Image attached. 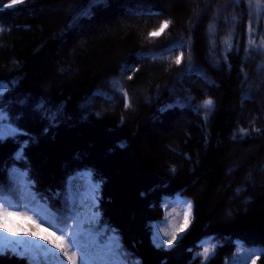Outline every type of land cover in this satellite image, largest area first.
I'll use <instances>...</instances> for the list:
<instances>
[{
    "label": "trees",
    "instance_id": "trees-1",
    "mask_svg": "<svg viewBox=\"0 0 264 264\" xmlns=\"http://www.w3.org/2000/svg\"><path fill=\"white\" fill-rule=\"evenodd\" d=\"M10 2L0 109L19 132L0 129V199L36 215L29 193L61 213L74 197L130 264H264V15L248 0ZM185 201L191 226L157 247Z\"/></svg>",
    "mask_w": 264,
    "mask_h": 264
},
{
    "label": "snow or ice",
    "instance_id": "snow-or-ice-1",
    "mask_svg": "<svg viewBox=\"0 0 264 264\" xmlns=\"http://www.w3.org/2000/svg\"><path fill=\"white\" fill-rule=\"evenodd\" d=\"M23 2L24 0H11L5 6L13 7ZM248 4L250 13H255L258 18L264 15V0H248ZM169 23L164 21L158 30L150 32L149 35L159 37L168 28ZM249 31L250 33L252 31L251 23ZM225 43L231 48L230 40ZM249 45H255V41L251 38ZM261 47H264V40L261 41ZM183 58L184 54L181 52L176 57L175 63L180 64ZM10 87L11 82L0 81V96ZM124 96L127 98L126 92ZM203 106L211 109L213 101L206 100ZM5 123H9V132H19V129L11 128L6 110L0 109V129H3ZM0 135H3V132H0ZM19 155L22 158V153ZM28 196L31 204L25 206L36 215L19 210L18 206L6 196L0 199V251L10 249L21 257L27 256L29 264H64L65 260L67 264H130L114 230L109 236L108 229L98 226L97 212L85 211L74 197L70 199L65 213L53 212L46 206V201L41 204L35 194L29 193ZM184 205L182 222L177 224L173 218L167 228H161L159 223L154 226L153 242L157 247L165 243L171 246L178 238L183 239L179 234L184 233L191 223L193 207L191 201H185ZM180 216L181 212H176V217ZM160 231H163L164 237L170 238L167 240L161 238ZM214 251V247H204L202 253L204 259L208 260ZM255 255L257 257L264 255V250L255 251Z\"/></svg>",
    "mask_w": 264,
    "mask_h": 264
},
{
    "label": "rangeland",
    "instance_id": "rangeland-1",
    "mask_svg": "<svg viewBox=\"0 0 264 264\" xmlns=\"http://www.w3.org/2000/svg\"><path fill=\"white\" fill-rule=\"evenodd\" d=\"M192 216H193V207H192ZM192 216H191V223H192ZM191 223L189 224L188 228L191 226ZM188 228H187V230H188ZM181 234H183V233H181ZM53 251H55V250L53 249ZM64 264H67L66 260H65ZM251 264H253V263H251Z\"/></svg>",
    "mask_w": 264,
    "mask_h": 264
}]
</instances>
